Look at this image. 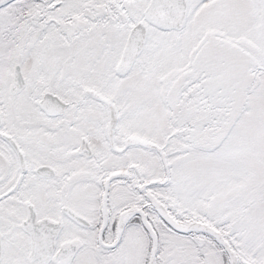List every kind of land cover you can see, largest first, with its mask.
<instances>
[{
    "label": "snow or ice",
    "instance_id": "snow-or-ice-1",
    "mask_svg": "<svg viewBox=\"0 0 264 264\" xmlns=\"http://www.w3.org/2000/svg\"><path fill=\"white\" fill-rule=\"evenodd\" d=\"M0 264H264V0H0Z\"/></svg>",
    "mask_w": 264,
    "mask_h": 264
}]
</instances>
